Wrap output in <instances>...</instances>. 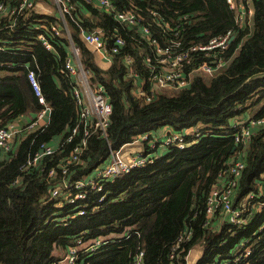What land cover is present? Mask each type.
<instances>
[{
	"label": "trees",
	"instance_id": "1",
	"mask_svg": "<svg viewBox=\"0 0 264 264\" xmlns=\"http://www.w3.org/2000/svg\"><path fill=\"white\" fill-rule=\"evenodd\" d=\"M0 1L14 5L21 0ZM71 1L75 20L67 17L66 23L80 62L89 73V84L102 85L112 106L107 141L91 135L81 163L69 165L67 175L60 165L79 143L81 130L37 167L21 169L41 144L65 141L79 112L71 79L61 72L68 57L67 39L46 31L51 51L37 41V23L46 28L56 18L29 13L27 18H17L12 30L3 28L0 129L40 108L27 79L29 70L36 73L51 115L42 131L24 134L9 153H0V264H54L78 239L98 237L113 238L81 264H133L139 251H143L144 264H186L194 247L202 251L196 264H264V230L258 231L264 211L240 227L228 225L219 208L210 219L206 215L207 197L237 153L231 121L260 103L254 118L264 116V0H253L251 27L235 24L225 0H115L119 10L140 16L137 28L122 26L85 0ZM141 27H147L160 46L175 41L182 46L204 44L231 31L233 39L221 55L223 61L230 60L216 76L195 77L189 89L173 96L160 94L144 104L133 94L134 80L147 81L150 70ZM95 29H101L110 43L114 34L126 40L107 69L99 67L80 38L82 30ZM126 58L131 59L129 65ZM164 128L174 132L196 128L200 138L184 149L169 147L152 163L102 182L101 191L87 190L85 199L74 205L51 197L50 189L63 182L92 178L107 161V143L117 150L141 134ZM245 150L235 202L256 192L264 180L263 127ZM51 170L54 175L49 177ZM70 191L76 192L74 187ZM81 204L89 207L83 215H73ZM244 239L251 254L241 260L239 245ZM55 249L63 254L55 255Z\"/></svg>",
	"mask_w": 264,
	"mask_h": 264
},
{
	"label": "built area",
	"instance_id": "2",
	"mask_svg": "<svg viewBox=\"0 0 264 264\" xmlns=\"http://www.w3.org/2000/svg\"><path fill=\"white\" fill-rule=\"evenodd\" d=\"M41 1L52 5L55 14L48 13L45 7H41ZM85 1L88 5L111 16L122 26L137 28L140 24L141 18L136 12L119 10L115 5V0ZM225 1L233 10L234 20L237 26L251 25L253 18V0ZM37 7L38 9H36ZM74 9L75 5L71 0H21L14 5L0 1V31L3 28L12 30L17 18L23 16L27 18L26 16L29 13L42 15L47 18L53 16L56 18L46 28L45 25L40 26L37 23L35 27L38 31L37 41L47 51H51L53 50V46L45 35L46 31L51 33L53 37H64L67 39L69 43L68 57L63 63L61 72L71 79L73 84L72 95L79 112L76 125L69 130L65 141L61 142L59 139L57 145L53 144L54 141L50 144H41L36 153L22 166L21 169L24 168V170L29 167H37L44 157L55 154L64 143L71 142L79 130L83 133L79 139V143L73 147L69 157L60 165L64 175H67L69 165H79L81 163V157L87 148V140L91 135H100V137L107 141V129L111 120L112 106L102 85L91 86L89 84V73L83 69L80 62L79 50L73 44L70 30L66 23L67 17L72 21L75 20L72 14ZM140 33L148 43L149 54L146 55L145 59L147 64H150V70L147 81L141 78L134 80L133 94L144 104L155 100L157 96L162 94V91L173 92L170 95L173 96L182 90L189 89L195 77L216 75L221 72V69L230 60L223 61L221 55L233 39L231 31H227L222 36L212 38L207 43H191L187 46H182L180 41L160 46L156 38L150 37V31L147 27H141ZM174 34L176 35V33ZM80 38L91 53L97 55L100 62L108 66L112 62V57L119 54L120 49L126 44V40L116 34L113 35L110 43L101 29H95L91 32L82 30ZM1 50L2 46L0 45ZM199 57H202L204 60L200 62ZM125 62L129 65L131 59L126 58ZM134 76L136 75L134 74ZM27 79L34 91L40 108L37 112L31 114L30 120L24 124L13 122L0 129V153H9L21 139V136L37 131L40 132L49 123L51 108L40 92L34 70L28 71ZM261 127L264 128V116L256 119L252 117L245 121H236L230 125L232 129L231 135L234 146L237 148V153L231 163L221 172L217 186L212 189L207 197L206 215L208 219L219 208L228 225L240 227L246 225L254 215L264 211V180L258 186L256 192H251L235 202V189L245 167V148L253 134ZM163 130L165 132L160 137L153 133H144L117 150H113L110 144L107 143V161L96 170L92 178L87 181H77L73 184H69L68 181L63 182L59 186L50 189L51 197L58 198L74 195L70 191L71 187H74L75 194L81 198L86 196L87 190L99 192L102 189V182L123 177L133 169H140L152 163L158 156V149H164L166 151L169 146L184 149L192 144L198 143L200 138V133L196 128H188L179 132L167 131L165 128ZM130 145H141L144 151L127 159L125 156L127 150L124 151V149ZM156 146L158 147L157 150ZM151 149L156 152L150 153L152 151ZM53 175L54 171H49L48 176L52 177ZM62 191L69 193H61ZM263 230L264 220L258 231ZM123 237H128V235L125 234ZM112 238L78 239L73 246L67 249L66 254L54 264H81V261L86 256L91 255L108 240H112ZM239 251L243 252L240 258L241 260L251 254V247L249 248L247 239L242 240L239 245ZM143 258V251H139L133 259V264H144ZM240 259L238 258L237 261Z\"/></svg>",
	"mask_w": 264,
	"mask_h": 264
},
{
	"label": "rangeland",
	"instance_id": "3",
	"mask_svg": "<svg viewBox=\"0 0 264 264\" xmlns=\"http://www.w3.org/2000/svg\"><path fill=\"white\" fill-rule=\"evenodd\" d=\"M40 6L41 7H45V9H46V11L48 12V13H52V14H55V11H54V8H53V6L52 5H50V4H48L47 2H45V1H41V4H40ZM36 9H38V7L36 8ZM41 13H43V12H41ZM252 26V23H251V25H250V27ZM220 73V72H219ZM218 73V74H219ZM217 75V74H216ZM216 75H213V76H208V75H203L202 77L204 78V79H210L211 77H214V76H216ZM162 94H165V95H172V93L173 92H170V91H162L161 92ZM262 105V103H260V104H258V105H256V106H252V107H249L248 109H247V111L244 113V115H243V117L242 118H236V121H245V120H247V119H249V118H252V117H254V114L256 113V111L260 108V106ZM30 120V119H29ZM233 120H235V119H233ZM233 120L231 121V124H233ZM165 132V130H162L161 131V134L163 135V133ZM170 147V146H169ZM158 149V147L156 146V150ZM127 150V151H126ZM152 151L150 152V153H152V152H154L153 151V149H151ZM124 151H126V153H125V156H126V158L127 159H129V158H131L132 156H134V155H136V154H139L141 151H144L143 150V146H141V145H130V146H126L125 147V149H124ZM156 152V151H155ZM163 152H164V149H161V151H159V152H157L158 154V156L157 157H161V156H163V155H165V154H163ZM245 152H246V150H245ZM149 153V154H150ZM151 155V154H150ZM60 199H62L65 203H67V204H69V205H74V204H76V203H78L79 201H83L84 199H85V197H83V198H81L79 195H76V194H74V195H71V196H62V197H59ZM58 198V199H59ZM244 198V197H243ZM89 206L88 205H84V204H81V205H79V206H77L74 210H73V215H78V216H80V215H83L84 214V212H85V210L88 208ZM119 237H122V234H120L117 238H119ZM98 238H100V237H98ZM110 240H108L107 242H109ZM105 244V243H104ZM103 244V245H104ZM201 253H202V251H201V248L199 247H194L190 252H189V254H188V257H187V262H186V264H196V262L200 259V257H201ZM54 254H56V255H62L63 253H61L60 252V249L59 250H54Z\"/></svg>",
	"mask_w": 264,
	"mask_h": 264
},
{
	"label": "crops",
	"instance_id": "4",
	"mask_svg": "<svg viewBox=\"0 0 264 264\" xmlns=\"http://www.w3.org/2000/svg\"><path fill=\"white\" fill-rule=\"evenodd\" d=\"M94 58H95V61H96V63L99 65V67H101L102 69H107L109 66L108 65H106V64H103L102 62H100V60H99V58L97 57V55H94ZM31 114L29 115V114H27V115H25L24 117H22V118H20L18 121H16V122H19L20 124H24L25 122H27L30 118H31ZM234 122H236V119L235 120H233V123ZM163 129H160V130H158L157 132H154L153 134L154 135H157V136H162V134H161V131H162ZM164 134V133H163ZM58 141H59V139H56L55 141H54V143L53 144H55V145H57V143H58ZM159 151H161V149H158L157 150V152H159ZM56 255V254H55Z\"/></svg>",
	"mask_w": 264,
	"mask_h": 264
},
{
	"label": "water",
	"instance_id": "5",
	"mask_svg": "<svg viewBox=\"0 0 264 264\" xmlns=\"http://www.w3.org/2000/svg\"><path fill=\"white\" fill-rule=\"evenodd\" d=\"M234 149H235V146H234V148H233V151H234Z\"/></svg>",
	"mask_w": 264,
	"mask_h": 264
}]
</instances>
